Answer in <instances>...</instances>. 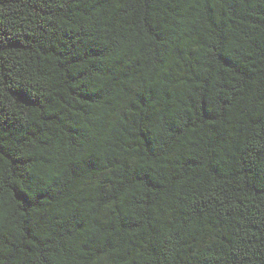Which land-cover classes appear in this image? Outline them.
<instances>
[{
    "label": "trees",
    "instance_id": "trees-1",
    "mask_svg": "<svg viewBox=\"0 0 264 264\" xmlns=\"http://www.w3.org/2000/svg\"><path fill=\"white\" fill-rule=\"evenodd\" d=\"M0 264H264V0H0Z\"/></svg>",
    "mask_w": 264,
    "mask_h": 264
}]
</instances>
